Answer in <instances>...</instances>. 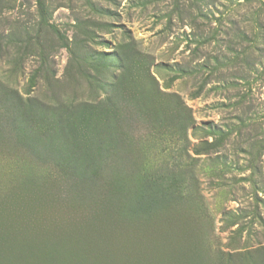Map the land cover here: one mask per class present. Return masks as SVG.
I'll list each match as a JSON object with an SVG mask.
<instances>
[{"label":"rangeland","instance_id":"1","mask_svg":"<svg viewBox=\"0 0 264 264\" xmlns=\"http://www.w3.org/2000/svg\"><path fill=\"white\" fill-rule=\"evenodd\" d=\"M0 264H264V0H0Z\"/></svg>","mask_w":264,"mask_h":264},{"label":"trees","instance_id":"2","mask_svg":"<svg viewBox=\"0 0 264 264\" xmlns=\"http://www.w3.org/2000/svg\"><path fill=\"white\" fill-rule=\"evenodd\" d=\"M40 8H42V5H38ZM40 15H43V13H42V11H40ZM41 18V17H40ZM42 21V20H41ZM42 23H43V21H42Z\"/></svg>","mask_w":264,"mask_h":264}]
</instances>
